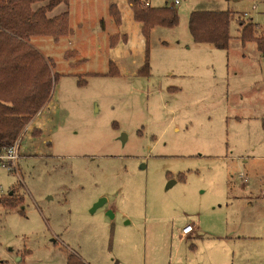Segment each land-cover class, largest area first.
<instances>
[{
	"label": "rangeland",
	"instance_id": "obj_1",
	"mask_svg": "<svg viewBox=\"0 0 264 264\" xmlns=\"http://www.w3.org/2000/svg\"><path fill=\"white\" fill-rule=\"evenodd\" d=\"M111 1L131 9L70 0L49 16L69 10L73 35L30 39L58 77L0 166V196L19 197L0 207V264H264V49L242 39V23L264 35V0H140L179 16L152 28L149 75L145 39L110 51ZM197 10L230 12L228 48L193 40Z\"/></svg>",
	"mask_w": 264,
	"mask_h": 264
},
{
	"label": "trees",
	"instance_id": "obj_2",
	"mask_svg": "<svg viewBox=\"0 0 264 264\" xmlns=\"http://www.w3.org/2000/svg\"><path fill=\"white\" fill-rule=\"evenodd\" d=\"M47 3L33 9V4ZM70 0H0V153L14 145L23 129L35 114L43 108L51 94L57 74L53 65L44 57L30 39L37 36H51L59 39L72 34L69 12L50 17L49 12L59 4ZM135 21L141 23L146 41L144 64L139 75H149V36L156 25L175 26L179 16L172 6L142 7L140 0H128ZM115 26L121 24V15L115 4L111 5ZM231 14L229 11H193L189 17V30L197 43H207L219 49L229 46ZM242 39L255 40L264 49V35L255 37V25L242 23ZM126 36L114 33L110 45L115 46ZM112 74L119 73L111 62ZM264 129V118L262 120ZM35 135V134H34ZM38 136V135H36ZM19 203L16 194L0 196V207H15ZM67 264H86L79 257L71 255Z\"/></svg>",
	"mask_w": 264,
	"mask_h": 264
},
{
	"label": "crops",
	"instance_id": "obj_3",
	"mask_svg": "<svg viewBox=\"0 0 264 264\" xmlns=\"http://www.w3.org/2000/svg\"><path fill=\"white\" fill-rule=\"evenodd\" d=\"M69 4H70V1H69ZM112 4H115L117 6L118 11L121 15L122 12H121V9L118 7L117 3L115 1H111V5ZM111 5H110V8H111ZM67 11L69 12V10H67ZM109 15H110L109 18H111V23L113 24L114 18H113V14L111 13V9H109ZM69 17H70V13H69ZM141 26H142L141 23L135 21L132 9H129L127 11V13L123 17H121L120 26L115 27L116 33H118L120 36H122V35L126 36V40L120 39L114 47L111 46L109 43L110 51L116 52L118 50H121L124 53H128L129 55L141 54L142 50H143V45H142L143 40L145 39V37L143 36L142 31H141ZM73 34H74V31L72 29V34H70L69 36H71ZM145 43H146V41H145ZM145 53H146V46H145ZM144 60H145V57H144ZM111 62L119 70V67L117 66L115 61L111 60L110 64H111ZM140 69H141V67H140ZM139 70H138V72H139ZM119 72H120V70H119ZM192 233H190L189 235H191ZM189 235H187V237Z\"/></svg>",
	"mask_w": 264,
	"mask_h": 264
},
{
	"label": "built area",
	"instance_id": "obj_4",
	"mask_svg": "<svg viewBox=\"0 0 264 264\" xmlns=\"http://www.w3.org/2000/svg\"><path fill=\"white\" fill-rule=\"evenodd\" d=\"M175 3L178 4L179 0H175ZM147 6H149V2L146 3ZM19 138L18 140L14 143L13 146H11L10 148L3 150L0 153V166L2 167H6L8 169H11L12 167L16 168L17 167V163H18V159H19ZM194 230V225L191 224H186L185 226H183L182 231H181V236L183 238L187 237V235H189L192 231Z\"/></svg>",
	"mask_w": 264,
	"mask_h": 264
},
{
	"label": "water",
	"instance_id": "obj_5",
	"mask_svg": "<svg viewBox=\"0 0 264 264\" xmlns=\"http://www.w3.org/2000/svg\"><path fill=\"white\" fill-rule=\"evenodd\" d=\"M124 135V134H123ZM123 138V140L125 139V135L122 137ZM171 183H173L172 181H171ZM170 183V184H171ZM170 184L168 185V186H170ZM11 194H12V192H11ZM102 204V200H100L97 204H95V206H94V208H93V210L95 209V208H97L98 206H100Z\"/></svg>",
	"mask_w": 264,
	"mask_h": 264
}]
</instances>
